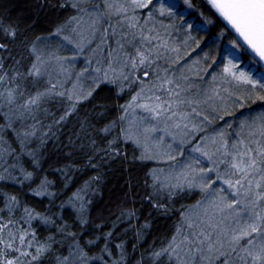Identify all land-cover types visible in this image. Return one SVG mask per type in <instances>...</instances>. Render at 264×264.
Wrapping results in <instances>:
<instances>
[{
	"label": "snow or ice",
	"instance_id": "snow-or-ice-1",
	"mask_svg": "<svg viewBox=\"0 0 264 264\" xmlns=\"http://www.w3.org/2000/svg\"><path fill=\"white\" fill-rule=\"evenodd\" d=\"M183 3L193 7L191 0ZM201 4L207 15L202 11L204 23L196 25L185 19L175 0H61L59 8L71 7L74 14L55 23L49 37H59L57 41L39 36L20 39L17 26L0 23V109H7L6 119L18 114L40 123L37 113L52 115L45 105L60 98L68 102L54 121L60 124L102 84L113 85L117 98L128 99L117 105V119L100 129L106 147L96 148L92 140L89 165L98 168L97 156L100 161L113 160L121 155V143H131L140 150L136 160L169 165L167 172L150 168L146 173L151 183L145 181L150 191L144 198L153 208L164 207L160 200L165 194L169 199L185 189L202 194L180 213L167 242L159 249L150 248L147 264H165L164 258L167 264H264V111L225 119L234 117V109L264 104V0H201ZM206 25L218 27L214 38H202L208 32ZM178 33L186 53L188 49L203 53L192 61L198 66L195 79L184 73V65L177 74L183 59L173 38ZM67 46L70 56L63 54ZM237 53H247L250 65L257 67H241ZM80 58L83 66L69 89L66 83ZM6 61H11L8 68ZM82 78L92 81L87 90H77ZM32 128L25 135H35L36 125ZM52 129L48 124L42 136H55ZM29 155L35 168L39 161ZM19 171L21 178L12 176L13 182L23 185L32 179L33 172L23 166ZM91 179L99 181L101 176ZM46 183L42 181L32 195H52ZM81 191L67 201L76 213L73 224L38 213L17 196L5 194L0 207V264H44L54 251L55 264L97 260L123 264V243L115 245L119 259L112 258L111 231L103 237L99 256H89L86 250L97 244L99 236L81 244L88 224ZM77 222L79 233L72 230ZM41 227L48 233L42 239ZM65 244L66 255L54 249ZM144 259L142 253L136 264H144Z\"/></svg>",
	"mask_w": 264,
	"mask_h": 264
},
{
	"label": "trees",
	"instance_id": "trees-1",
	"mask_svg": "<svg viewBox=\"0 0 264 264\" xmlns=\"http://www.w3.org/2000/svg\"><path fill=\"white\" fill-rule=\"evenodd\" d=\"M60 2L61 0H0V23L5 26H17L22 33L20 39L26 37L30 41L37 36L49 37L58 20L63 21L74 14L71 7L59 8ZM167 2L169 0H166ZM175 2L178 10L185 14V19L189 23L196 25L204 23L201 12L203 11L206 16L207 10L201 4V0H191L192 8H187L183 0H175ZM176 22L181 23L179 18ZM206 28L208 32L201 34L204 40L214 38L219 31L218 27L212 25H206ZM186 30L185 25L184 31ZM19 51L22 49L18 48L17 52ZM188 53L194 59H197L198 53L201 58L203 56L199 49L196 51L189 49ZM237 55L241 58V67H257L250 65L247 53H237ZM10 64L11 61H6L5 68ZM80 65L83 66V58L80 60ZM127 99V95L117 98L113 85L102 84L92 97L79 103L76 111L60 124H55L54 121L63 114L68 103L66 100L61 102L60 98H57V102L45 105L52 115L44 111L37 113L40 123L30 116L20 118L18 114H9L6 119L4 113L7 109H0V175L6 177L0 179V207L3 206L5 194L15 195L22 205H27L38 213L62 217L61 222L73 224L76 221V213L67 201L78 189H82L80 195L83 197L84 215L88 224L82 233L81 244L97 236L100 237L90 250L86 248L88 255L101 254L100 249L104 246L103 237L105 233L111 231L109 246L115 253L113 259H119L115 245L123 243L125 251L123 264H136L141 259L142 253L145 257L144 264H147L150 248L159 249L167 242L180 222V213L200 200L202 194L198 190L188 189L178 192L171 199L165 194L160 200L164 207L153 208L144 198L146 192L150 191L146 188L145 181L151 183V178L146 173L150 168H165L166 164L136 160L134 157L139 155L140 150L131 143L127 145L121 143L119 145L121 155L113 160L104 162L97 156L94 162L99 164L98 168L89 165L88 155L92 152V140H96V148L106 147L107 140L103 138L100 129L117 119L119 114L117 105L125 103ZM261 111H264V104L257 102L244 108L234 109V117L226 116L225 119L234 120L241 115H255ZM34 124L37 129L35 135H25L33 131ZM48 124H53L52 131L55 132V136L49 133L48 137H43L42 133L47 131ZM110 138L111 136L108 137ZM29 153H33L39 161V165L35 168L32 164L33 156ZM13 164L17 165L15 169L11 167ZM21 166L33 172L32 179L25 181L23 185L12 180V176H15L17 181L21 178L19 171ZM5 168L8 172L4 171ZM97 174L101 179L93 181L91 178ZM42 181H47L45 185L47 193L52 195H32V190L38 189ZM85 182H89V186L86 187ZM80 203L79 200L75 201L77 207ZM61 204L64 206L61 207ZM19 211L22 209L18 210L17 214ZM129 211L135 212V215L129 217L127 215ZM33 224L38 225L39 221H33ZM145 224L148 227H143ZM72 230L80 232L78 222ZM38 232L41 239L48 234L42 227L38 228ZM138 233H140L139 238ZM66 248L67 244L64 248L60 245L54 246V249L65 255ZM56 254L57 252L54 251L44 264H55ZM107 259V255H104L103 260ZM164 260L167 264V259ZM95 264H103V261L97 260Z\"/></svg>",
	"mask_w": 264,
	"mask_h": 264
},
{
	"label": "rangeland",
	"instance_id": "rangeland-1",
	"mask_svg": "<svg viewBox=\"0 0 264 264\" xmlns=\"http://www.w3.org/2000/svg\"><path fill=\"white\" fill-rule=\"evenodd\" d=\"M85 19H87V17ZM173 38L176 40L177 44L181 47V56L183 57V59H181V61H180V65L176 66L178 69L177 74L179 75L180 66L184 65V67H183L184 73L186 75H189L191 78L195 79L196 70H197L198 66H196L192 63V61L195 60L194 57H190V55L187 54L189 52V49L187 50V53H186L184 48H183V45L180 43V41L183 39L182 33L175 34ZM50 39H52L53 41H57V40H59V37H50ZM52 46L55 47V43H53ZM67 47L69 50L63 52V54L70 56L72 54V49H71V46H67ZM80 60H81V58H80ZM80 60L77 62L76 67L72 70L73 74H72L71 78L66 83V87L69 89L72 88V85L75 82V73L79 71L80 67H82V65H80ZM201 74H203V73H201ZM91 83H92V81L90 79H83L82 78L79 85H78L77 90H79V88H83L84 90H86L87 87H89L91 85ZM164 169L167 172L169 170V166H167V164H166Z\"/></svg>",
	"mask_w": 264,
	"mask_h": 264
}]
</instances>
